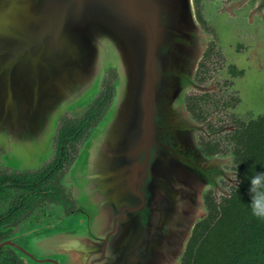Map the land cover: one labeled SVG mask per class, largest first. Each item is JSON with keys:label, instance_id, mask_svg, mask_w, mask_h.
Returning a JSON list of instances; mask_svg holds the SVG:
<instances>
[{"label": "water", "instance_id": "95a60500", "mask_svg": "<svg viewBox=\"0 0 264 264\" xmlns=\"http://www.w3.org/2000/svg\"><path fill=\"white\" fill-rule=\"evenodd\" d=\"M202 38L193 0H0L6 164L23 171L48 160L60 117L88 109L117 72L112 101L68 173L87 217L76 232L0 249L20 248L27 264L182 262L208 215L204 194L223 174L186 106ZM40 244L61 247L62 260L37 257Z\"/></svg>", "mask_w": 264, "mask_h": 264}, {"label": "trees", "instance_id": "16d2710c", "mask_svg": "<svg viewBox=\"0 0 264 264\" xmlns=\"http://www.w3.org/2000/svg\"><path fill=\"white\" fill-rule=\"evenodd\" d=\"M107 74L103 90L88 109L61 117L54 154L48 162L35 170L0 169V200L9 202V207L0 212V240L7 237L3 223L21 214L23 218L35 205L49 200L69 201L60 179L112 101L117 72L111 69ZM246 128L245 137L236 144L242 182L220 207L206 196V204L211 201L208 215L196 223L181 264H264V218L253 215L249 192V178L264 172V119L253 120ZM5 248L0 249V264H27L24 254Z\"/></svg>", "mask_w": 264, "mask_h": 264}, {"label": "flooded vegetation", "instance_id": "af4514ba", "mask_svg": "<svg viewBox=\"0 0 264 264\" xmlns=\"http://www.w3.org/2000/svg\"><path fill=\"white\" fill-rule=\"evenodd\" d=\"M194 2L199 22L203 28L210 32L213 39L208 43L207 49L204 51L199 63L198 73L195 75V82L196 84L198 83V88H193L186 94L187 110L197 123V138L204 153L211 157L227 156L235 164V169L237 170L235 183L225 179L222 180V182L225 180L224 184L226 187H230V193L220 192L216 194L213 189H208L206 192L205 198L210 196L211 201L220 207L221 202L225 198L233 196L236 189L240 186V182H242L236 156L237 141L241 137H245L246 126L250 125L251 121L264 119V105L257 104L259 97L264 94V64L255 51L256 49H253L250 45L251 38L258 39L261 37L264 26H252L251 23L249 25L244 22V24L237 22V29L230 30L231 32H236L234 33L236 36L239 34L235 53H245L247 65L241 67L236 61H229V54L233 50L231 47L232 43H230L231 45L220 44L218 29H225L223 24L226 26L228 23V20L221 22V19L225 17L224 12H219L221 14L219 16L220 22L213 25L212 21L210 20L211 24L203 13L204 8H206L205 0H195ZM238 4L247 15L246 20H250V15L264 18V0H238ZM240 18L244 20L242 17ZM253 68L254 71L252 70ZM250 73L251 76H256L254 82L248 81ZM230 88H233V90L231 91ZM66 172L67 170L64 171L60 180L69 201L49 200V202L40 204V206L35 205V209L28 212L23 218H21L23 215L21 214L13 221L3 223L5 224L2 227L5 233L4 236L7 237L0 240V243L10 240L16 245L27 249L29 238L33 237L34 234L32 235V233L36 230H33L28 236L17 237L19 231L22 230L19 226L24 225V222L32 217L35 218L34 221L38 224L36 228L52 225L42 221L46 216L53 214H50L51 212L46 208L48 203L53 205L52 208L55 211L60 209L61 212H64L59 218L56 216L52 217V219H56V223H63L62 228L80 226L79 223L83 218L87 217V209L86 207H79L74 199L72 195L74 181L65 180ZM211 201L206 204L208 207H210ZM7 204L9 207L8 201ZM6 208L0 207V212ZM40 211L42 212L40 213ZM37 213H40V215L37 216ZM71 231L76 232L77 228ZM4 247H6V250L13 251L21 256L24 254L20 248L14 245L7 244ZM29 258L33 259L30 256Z\"/></svg>", "mask_w": 264, "mask_h": 264}, {"label": "rangeland", "instance_id": "374dc122", "mask_svg": "<svg viewBox=\"0 0 264 264\" xmlns=\"http://www.w3.org/2000/svg\"><path fill=\"white\" fill-rule=\"evenodd\" d=\"M194 1L195 0H193V11H194V14H195L196 23L200 27V29L203 31L202 44L204 45V47H203L204 50L202 52V55L199 58V63H200V61L202 59V56H203V53L207 49L208 43L213 39V36L210 35V32H208L205 28H203V26L199 22L198 17H197L196 6H195V2ZM204 4L206 5V8H204V10H203L204 16L210 23L212 21L213 25L218 24L220 22V17L219 16L221 14L219 12H221V11L224 12L225 17L221 19V22L223 23L224 20H228V23L226 24V26L223 24V28L225 27V29H223V30L218 29V35H219V39H220V44L221 45H229L230 43H232L231 47L233 48V50L231 51L232 53L229 54V56H230L229 61H236L239 64V66L245 67L247 65V61H246V58H245V55H244L245 53H241V54L235 53V51H236V41L239 39L237 36L239 34H237V36H236V35H234V33H236V32H231L230 30H236L237 29V27H236V23L237 22L240 23V24L241 23L242 24L251 23L252 26H258V25L259 26H264V18L260 17V16H252V15H250V20H246L247 15L245 14V12H243V9L240 8V5L238 4V0H217V1L216 0H205ZM240 17H242L244 20H242ZM246 39H247V36H246ZM250 45H251V47L253 49L254 48L256 49L255 51L257 52L258 56L261 58V61L264 64V30H263V34H261L260 38H258V39L257 38H251L250 39ZM199 63L197 65V68H196V71H195V75H196V73H198ZM252 70L254 71V68ZM115 72H116V70H115ZM107 76H108V74L105 76V78H107ZM116 79H117V76L113 80L115 81ZM255 79H256V76H254V75L251 76V73H250V75L248 76V81L249 82H254ZM103 87L104 86H103V83H102L101 91L103 90ZM230 90L232 91L233 88L232 89L230 88ZM101 91H100V93H101ZM257 104L264 105V94H262L259 97V99L257 100ZM66 113H69L70 115L73 116V115H76V114L82 113V112H80V111H77V112L69 111V112H66ZM66 113H64L63 115H65ZM61 117H60V119H61ZM59 122H60V120H59ZM58 127H59V125H58ZM58 127H57V130H58ZM196 136H197V133H196ZM197 140H198V138H197ZM83 142H82V144H83ZM82 144L80 145V147L82 146ZM3 155H4V149L2 147H0V167H1L0 169H2V170H5V169L20 170L21 171V169L14 168V167L6 164L7 161H6V159L4 157H2ZM52 156H53V153L50 155L48 160H45L39 167L34 168V170L35 169H39L40 167H42L46 162H48L51 159ZM216 157H218V159L220 160L219 162L221 163L220 166H222L223 174L220 176V178H219V180L217 182V186L215 188L211 187L209 189H213L216 194H218L220 192L228 194V193H230V187H226V185L224 184V181L227 180V181H230L232 183H235L236 182V178H237V176H236L237 170L235 169V164L232 163L230 161V158H228L227 156L226 157L225 156H223V157L222 156H216ZM69 169H70V166L67 169V172L65 174V180L71 182L72 179L69 178V176H68ZM25 170H26V168H25ZM223 179H225V180L222 182ZM72 193H73V188H72ZM204 195H206V193ZM70 199H71V197H70ZM205 202H206V200H205ZM55 203H57V202H55ZM52 206L53 205L49 204V203L46 205V208L51 212L50 214H52V213L53 214L50 215V216H46L42 220L43 223H50L52 225H50L48 227H44V228H36L38 226V224L34 221L35 218L34 217L29 218V219H27L24 222V225L19 226L20 228H22V230L19 231L20 234L18 233L17 237L28 236L29 233H31L33 230H36L34 233H32V235L34 234L33 237H36V236L45 237V236H49L54 231H58V230L63 229L62 228L63 223H59V224L56 223V219L54 218L55 219L54 220V219H52V217L56 216V217L59 218V217H61V214L64 213V212H61L60 209L55 211L52 208ZM0 207H8L7 201L0 200ZM54 207L55 208H59L58 206H54ZM81 207H83V206H81ZM41 212L42 211H40V213ZM40 213H37L36 215L38 216V215H40ZM87 213H89L88 209H87ZM74 228H78V227L77 226L76 227H73V226L72 227H66V229H69V231H71ZM100 229L101 228H99L98 232H100ZM33 237H31V238H33ZM31 238H29V240ZM28 244H29V242H28ZM28 244H27V246H28ZM37 247L41 248V250H43V251L46 248L42 244H40ZM50 249L47 248L46 251L42 252L41 255H37V256L38 257H44V258H51L53 260H56V261L60 262L62 260V257H63V254H61V247L55 245L54 248L51 247ZM52 250H55L54 254L51 253V252H54ZM56 252H59V253H56ZM43 264H48V263H43Z\"/></svg>", "mask_w": 264, "mask_h": 264}, {"label": "clouds", "instance_id": "9594fccd", "mask_svg": "<svg viewBox=\"0 0 264 264\" xmlns=\"http://www.w3.org/2000/svg\"><path fill=\"white\" fill-rule=\"evenodd\" d=\"M249 180V192L252 196L251 211L256 217L264 218V172H256Z\"/></svg>", "mask_w": 264, "mask_h": 264}]
</instances>
